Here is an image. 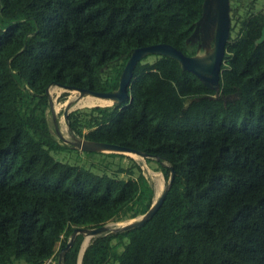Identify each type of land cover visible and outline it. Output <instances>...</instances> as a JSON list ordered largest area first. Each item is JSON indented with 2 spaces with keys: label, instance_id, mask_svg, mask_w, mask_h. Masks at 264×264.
<instances>
[{
  "label": "trees",
  "instance_id": "obj_1",
  "mask_svg": "<svg viewBox=\"0 0 264 264\" xmlns=\"http://www.w3.org/2000/svg\"><path fill=\"white\" fill-rule=\"evenodd\" d=\"M203 2L0 0V264H60L56 245L65 247L76 227L150 208L154 189L133 158L74 150L56 138L46 90L57 84L115 90L127 58L107 72L103 67L144 46L166 43L193 54L186 40ZM259 23L243 22L227 45L220 85L237 97L226 104L204 98L185 108L187 98L214 91L160 56L137 65L125 107L69 115L76 135L160 157L167 179L176 171L155 216L140 228L95 238L83 264H264ZM73 152L75 161L59 156ZM82 240L78 235L64 264H77Z\"/></svg>",
  "mask_w": 264,
  "mask_h": 264
},
{
  "label": "water",
  "instance_id": "obj_2",
  "mask_svg": "<svg viewBox=\"0 0 264 264\" xmlns=\"http://www.w3.org/2000/svg\"><path fill=\"white\" fill-rule=\"evenodd\" d=\"M259 0H204L202 5V14L195 23V28L192 34L187 38V44H191L195 48L193 54H186L182 50L174 47L171 44L159 43L149 46L136 48L130 55H124L110 62L108 65L103 67V71L107 72L110 66L114 63H118L123 58H127L126 64L123 68L122 74L119 79L118 88L111 91H94L85 88H70L63 85H50L46 90V94L50 98V106L47 110V117L51 127L52 133L58 138L62 144L70 145L74 150L82 152H96V153H117L124 154L126 157L133 158L138 164L142 165L137 161L138 157L150 161L158 162V165L162 163L168 166V163L162 161L160 157H154L150 154L141 150L125 147L119 144H111L105 142H98L89 140L85 137H81L73 133L70 129L69 115L76 110L90 109L95 107H116L123 108L127 105V101L132 100V95L129 89L135 78V69L139 63L155 62L160 56L170 57L179 62L181 68L185 71H189L194 74L204 86L214 91L213 94L204 96L190 97L185 101V108L189 107L193 102L200 101L204 98L208 99H223L226 104L228 100H232L237 97V94L224 95L221 90L220 80L223 71V64L227 57V45L231 40L235 39L240 32L243 22L248 21L251 16H257L260 10H256L254 6ZM238 28L236 37H234V31ZM264 41V30L263 35L258 38L255 42L256 45ZM21 52V51H20ZM18 52L16 55H18ZM150 57L154 58L152 61ZM149 59V60H148ZM9 67H10V60ZM53 86H59L69 92H78V95L73 99L68 100L64 109V120L69 128V135L64 133L61 129V124L56 116V112L53 111V99L51 98L50 90ZM87 96L99 98L100 100H106L107 104L98 105H79V102ZM78 104L81 107H74ZM53 111V112H52ZM50 113L54 117L55 127L53 128V122L50 119ZM83 155L81 154V161L79 165L84 163ZM61 159L67 158L70 161L77 159L75 152L59 155ZM122 160L123 163L129 161L128 158ZM151 158V159H150ZM157 166V167H159ZM143 170V168H142ZM152 170V169H150ZM156 171L163 172L161 168L153 169ZM152 170V171H153ZM145 175V172L143 170ZM164 174V173H163ZM176 171L172 167L171 174L168 179V183L164 188L163 193L154 200L155 190L153 196V202L150 208L143 214H139L133 218H127L117 221H108L106 224L97 227H76L69 237L68 243L62 248L60 253L59 263L64 264V255L73 246L78 235H83V240L78 254L77 264H83V257L92 241L100 236H106L110 234H118L129 230H134L144 226L149 220H151L155 214L159 211L162 204L164 203L167 194L175 180ZM147 178V176L145 175ZM149 184L154 189L152 183L147 178ZM91 238L89 244L84 248V242L87 238Z\"/></svg>",
  "mask_w": 264,
  "mask_h": 264
},
{
  "label": "rangeland",
  "instance_id": "obj_3",
  "mask_svg": "<svg viewBox=\"0 0 264 264\" xmlns=\"http://www.w3.org/2000/svg\"><path fill=\"white\" fill-rule=\"evenodd\" d=\"M263 0H259L256 5L254 6V8H256V10H260L261 9V4H262ZM238 28L234 31V37H236ZM150 59L153 61L154 58L150 57ZM149 60V59H148ZM50 94H51V98L53 99V111L56 112V116L60 121L61 124V129L64 133H66L67 135H69V128L64 120V109L66 106V103L68 100L73 99L75 96L78 95V92H74V91H67L64 90L63 88L59 87V86H53L50 90ZM74 107H81L78 104H75ZM52 111V112H53ZM50 119L53 122V128L55 127V123H54V117L53 115L50 113ZM82 157H84L85 159L88 158V156L83 155ZM137 161L141 163L142 168L145 172V175L147 176V178L149 179V181L152 183L154 190H155V197L154 200H156L164 191V188L166 187L167 183H168V179L164 176L163 172L160 171H156L153 169H157L160 166L158 165V162L156 161H149V163H147L146 159H142L141 157L137 158ZM98 164L100 163L99 160H97ZM128 162V161H126ZM159 166V167H157ZM152 169V170H150ZM151 172V173H150ZM158 173V174H157ZM159 175V176H155V175ZM137 175H133L130 176L128 174H123V176L121 175V179L123 180H129V179H136ZM162 179L163 182V186L160 185V180ZM159 183V184H158ZM62 249L61 247V243H58L56 245V251L59 253V251ZM57 257H60V254L57 255ZM17 264H26L24 261L22 262H17Z\"/></svg>",
  "mask_w": 264,
  "mask_h": 264
},
{
  "label": "bare ground",
  "instance_id": "obj_4",
  "mask_svg": "<svg viewBox=\"0 0 264 264\" xmlns=\"http://www.w3.org/2000/svg\"><path fill=\"white\" fill-rule=\"evenodd\" d=\"M108 102L106 100H100L99 98L96 97H92V96H87L84 99H82L79 102V105H86V106H91V105H98V104H107ZM143 159V158H142ZM151 173V172H150ZM158 174V173H157ZM155 175V176H159V175ZM159 184V183H158ZM160 185L163 186V182L162 179L160 180ZM91 238H87L84 242L83 247L85 248L89 242H90Z\"/></svg>",
  "mask_w": 264,
  "mask_h": 264
},
{
  "label": "flooded vegetation",
  "instance_id": "obj_5",
  "mask_svg": "<svg viewBox=\"0 0 264 264\" xmlns=\"http://www.w3.org/2000/svg\"><path fill=\"white\" fill-rule=\"evenodd\" d=\"M253 17H257V18H259L260 19V23L258 24L259 25V27H258V30H259V28H260V36H259V38L263 35V30H264V0H263V2H262V4H261V9H260V12H259V14L257 15V16H253ZM252 16H251V18H253ZM250 20V19H249ZM248 20V21H249ZM258 39V38H257ZM256 39V40H257ZM255 40V41H256ZM264 42V41H263ZM262 42V43H263Z\"/></svg>",
  "mask_w": 264,
  "mask_h": 264
}]
</instances>
